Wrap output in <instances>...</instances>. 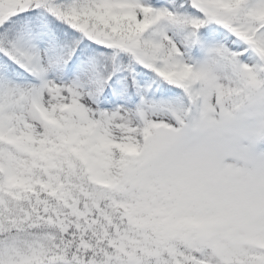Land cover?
Listing matches in <instances>:
<instances>
[{
	"label": "snow or ice",
	"instance_id": "snow-or-ice-1",
	"mask_svg": "<svg viewBox=\"0 0 264 264\" xmlns=\"http://www.w3.org/2000/svg\"><path fill=\"white\" fill-rule=\"evenodd\" d=\"M0 264H264V0H0Z\"/></svg>",
	"mask_w": 264,
	"mask_h": 264
}]
</instances>
